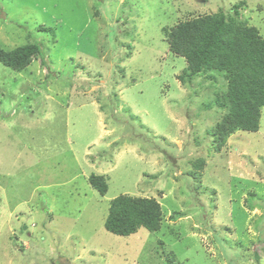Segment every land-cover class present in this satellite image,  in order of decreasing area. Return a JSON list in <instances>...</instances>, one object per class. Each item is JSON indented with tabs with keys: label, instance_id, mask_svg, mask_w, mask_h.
Returning <instances> with one entry per match:
<instances>
[{
	"label": "rangeland",
	"instance_id": "obj_1",
	"mask_svg": "<svg viewBox=\"0 0 264 264\" xmlns=\"http://www.w3.org/2000/svg\"><path fill=\"white\" fill-rule=\"evenodd\" d=\"M220 12L264 37V0H0V47L40 44L0 61V264H264V106L218 148L227 79L186 81L164 31ZM122 194L160 228L107 230Z\"/></svg>",
	"mask_w": 264,
	"mask_h": 264
},
{
	"label": "trees",
	"instance_id": "obj_2",
	"mask_svg": "<svg viewBox=\"0 0 264 264\" xmlns=\"http://www.w3.org/2000/svg\"><path fill=\"white\" fill-rule=\"evenodd\" d=\"M164 31L171 50L188 62L186 81L209 69H218L227 79L226 92L215 101L227 109L215 126L218 148L232 132L257 131L264 106V37L257 27L220 12L180 21ZM39 53L38 42L11 50L0 47V61L21 70ZM89 183L101 194L108 191L104 175H90ZM162 219V205L157 199L122 194L111 200L104 225L114 234L130 235L141 227L157 231Z\"/></svg>",
	"mask_w": 264,
	"mask_h": 264
}]
</instances>
